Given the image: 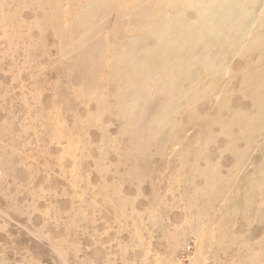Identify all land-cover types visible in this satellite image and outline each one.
I'll return each mask as SVG.
<instances>
[{
    "label": "rangeland",
    "instance_id": "1",
    "mask_svg": "<svg viewBox=\"0 0 264 264\" xmlns=\"http://www.w3.org/2000/svg\"><path fill=\"white\" fill-rule=\"evenodd\" d=\"M157 1L0 0V264H264V46L117 83Z\"/></svg>",
    "mask_w": 264,
    "mask_h": 264
},
{
    "label": "bare ground",
    "instance_id": "2",
    "mask_svg": "<svg viewBox=\"0 0 264 264\" xmlns=\"http://www.w3.org/2000/svg\"><path fill=\"white\" fill-rule=\"evenodd\" d=\"M157 2L146 22L123 37L120 53L111 64L117 83L128 84L132 78L139 83L148 78H164L172 86L184 81L178 93L189 102L185 91L197 92L195 84L202 77L225 66L229 69V58H244L264 46V0ZM251 67L255 76L244 84L243 90L251 91L252 98L259 102L261 96L253 90L264 86V55ZM201 88L206 87L202 84ZM174 105L170 102L172 110ZM242 116L236 113V117Z\"/></svg>",
    "mask_w": 264,
    "mask_h": 264
},
{
    "label": "built area",
    "instance_id": "3",
    "mask_svg": "<svg viewBox=\"0 0 264 264\" xmlns=\"http://www.w3.org/2000/svg\"><path fill=\"white\" fill-rule=\"evenodd\" d=\"M191 243L189 242L183 249L182 251L180 252V255H179V258L180 259H183V258H186L188 252H189V249L191 247Z\"/></svg>",
    "mask_w": 264,
    "mask_h": 264
}]
</instances>
